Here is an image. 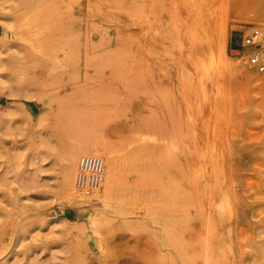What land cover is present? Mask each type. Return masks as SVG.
<instances>
[{"label":"rangeland","instance_id":"rangeland-1","mask_svg":"<svg viewBox=\"0 0 264 264\" xmlns=\"http://www.w3.org/2000/svg\"><path fill=\"white\" fill-rule=\"evenodd\" d=\"M251 27L264 0H0V264H264ZM95 144L101 202L67 160Z\"/></svg>","mask_w":264,"mask_h":264},{"label":"built area","instance_id":"built-area-1","mask_svg":"<svg viewBox=\"0 0 264 264\" xmlns=\"http://www.w3.org/2000/svg\"><path fill=\"white\" fill-rule=\"evenodd\" d=\"M262 30L259 27H251L240 39L239 47L234 49L237 56L244 58L248 63L258 65L264 63V50L261 46ZM115 169L118 164L115 162ZM105 174V160L99 156H83L78 161L76 175V189L91 195L102 187Z\"/></svg>","mask_w":264,"mask_h":264},{"label":"bare ground","instance_id":"bare-ground-1","mask_svg":"<svg viewBox=\"0 0 264 264\" xmlns=\"http://www.w3.org/2000/svg\"><path fill=\"white\" fill-rule=\"evenodd\" d=\"M95 146V147H94ZM93 147L94 148H90V149H82V150H80V149H78L76 152L77 153H72L73 151H71V152H69L68 153V155H67V160H68V163L70 164V165H72V168L74 169L73 170V172H78V165H77V162H78V160H79V158H81V157H83V156H88L89 154H93V155H103V156H105L106 158H108L107 160H105V174L107 175V178L108 179H105V181L102 183V185H103V187H102V190H98V191H96V192H94V194L92 195V196H84V197H92L93 199H96V200H100V202L101 201H105V200H108V199H106L107 197H108V193H109V191H108V189H110L109 188V178L111 177L112 179L111 180H113V178H114V176H113V167L115 166V161H111V159L112 158H110V153L109 152H107V149H106V147L105 146H103V145H101V144H95ZM144 152H148L147 151V149H146V151H144ZM83 155V156H82ZM134 155V156H133ZM132 156V161H133V164L134 165H137L136 163V161H138V163H139V152H137V153H134ZM109 159H110V162H109ZM128 161H130V160H128ZM128 163H130V162H128ZM141 163V162H140ZM132 164V165H133ZM145 164V163H144ZM147 164V163H146ZM145 164V165H146ZM148 164H149V162H148ZM148 164H147V166H148ZM142 165V164H141ZM143 166V167H145L146 168V166ZM149 166H150V164H149ZM148 166V167H149ZM142 167V168H143ZM135 169H136V167H134ZM134 168H133V170L132 171H134ZM142 168H140V165H139V169H142ZM71 169V168H70ZM70 169H68V170H70ZM144 169V168H143ZM143 169H142V171H143ZM146 169H144V171H145ZM148 170V169H147ZM146 170V171H147ZM67 171V170H66ZM115 171V170H114ZM137 171H139L138 169L137 170H135V173H137ZM140 172V171H139ZM133 173V172H132ZM67 174H69L68 172H67ZM74 174H76V173H74ZM140 174H141V172H140ZM144 175V174H143ZM147 175H148V173H147ZM105 176V175H104ZM139 176V179H137V178H135L136 180H138L139 181V183H141L142 185H144L145 187H147L146 185H150V183H152L154 180H153V178L151 177V176H142V175H138ZM69 177H71L70 175H69ZM134 176H132V178H133ZM71 180V179H70ZM104 180V179H103ZM130 180V179H129ZM114 182H115V179L113 180ZM112 181V182H113ZM75 186V185H74ZM64 189H65V191H72V190H74V187H73V185H72V182L70 183H68V180H67V182L64 184ZM101 189V188H100ZM142 189V188H141ZM214 190V189H213ZM139 193V192H138ZM138 193H136L137 195H138ZM141 193V192H140ZM145 193V192H144ZM147 193V192H146ZM149 193V192H148ZM150 194V193H149ZM153 194V193H152ZM182 194V193H181ZM70 196H71V194H69ZM145 195V194H144ZM154 195V194H153ZM222 195H224V197L226 198V195L225 194H222ZM221 195V196H222ZM76 196L78 197L79 196V198H81V196H82V194H80L79 193V195L78 194H76ZM82 196V197H83ZM133 196H135V195H133ZM177 196V195H176ZM75 197V196H74ZM136 197V196H135ZM145 197V196H144ZM143 197V198H144ZM71 198V197H70ZM131 200H133V203H136V201L137 200H135V199H137V198H135V199H133L132 198V195H131ZM139 198V197H138ZM140 198H141V196H140ZM174 198V197H173ZM181 198V196H180V193H179V195H178V197H177V199H180ZM75 199V198H74ZM148 199H149V196H148ZM140 200V199H139ZM138 200V201H139ZM225 200V199H224ZM226 200H227V198H226ZM225 200V201H226ZM135 201V202H134ZM137 201V202H138ZM143 201H144V199H143ZM225 204V203H224ZM228 205V204H227ZM167 205H165V207H166ZM163 207H164V205H163ZM139 226H141V225H139ZM136 227H138V226H136ZM264 247V243H262L261 245H259V249L260 248H263Z\"/></svg>","mask_w":264,"mask_h":264}]
</instances>
